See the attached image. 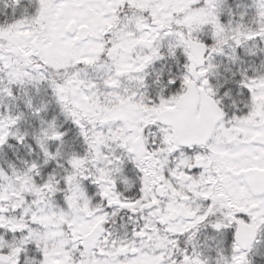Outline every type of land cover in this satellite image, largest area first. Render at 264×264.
I'll use <instances>...</instances> for the list:
<instances>
[{"label": "snow or ice", "instance_id": "obj_1", "mask_svg": "<svg viewBox=\"0 0 264 264\" xmlns=\"http://www.w3.org/2000/svg\"><path fill=\"white\" fill-rule=\"evenodd\" d=\"M0 264H264V0H0Z\"/></svg>", "mask_w": 264, "mask_h": 264}]
</instances>
